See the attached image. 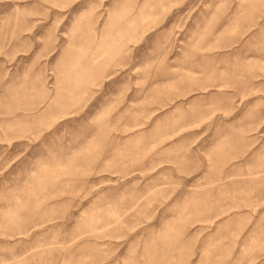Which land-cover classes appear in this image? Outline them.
<instances>
[{"label": "rangeland", "instance_id": "rangeland-1", "mask_svg": "<svg viewBox=\"0 0 264 264\" xmlns=\"http://www.w3.org/2000/svg\"><path fill=\"white\" fill-rule=\"evenodd\" d=\"M0 264H264V0H0Z\"/></svg>", "mask_w": 264, "mask_h": 264}]
</instances>
